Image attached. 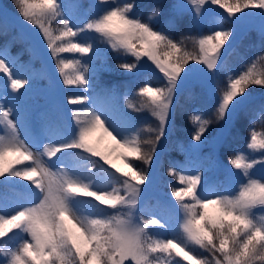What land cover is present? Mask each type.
<instances>
[{
  "label": "snow or ice",
  "instance_id": "1",
  "mask_svg": "<svg viewBox=\"0 0 264 264\" xmlns=\"http://www.w3.org/2000/svg\"><path fill=\"white\" fill-rule=\"evenodd\" d=\"M98 2L107 5L104 12L93 20L88 19L83 27L74 28L71 20L65 18L60 0H15L23 20L32 27H38L44 43L57 60L56 66L66 85L79 84L86 91L91 86V74L88 66L81 65L79 59H63L60 54H90L93 45L74 43L72 39L58 45L57 41H63L65 37L77 38L84 32L96 34L113 49L123 50L136 58L135 62L119 65L127 71H134L139 62L144 60L142 58L147 57L156 70L163 74L165 83L155 87L150 83L144 84L138 93L132 94V97H143L139 103H134L127 94L123 99L127 108L132 111L148 109L158 118L157 128L147 129L155 135L144 140L145 130L140 129L128 138L120 139L109 130L105 120L95 111L87 110L83 118L80 112H75V137L67 144L45 146V151L37 157L24 140L20 139L19 123L13 117L19 108L21 89H27L38 78V74L30 65L20 63L12 57L6 47L0 49V71L6 74L4 83L0 85V124L9 130L7 136L0 135V178L15 176L29 180L40 192L35 203L12 212L8 211L12 198L0 195V248L3 249L0 264H125L129 258L135 264H152L154 254L157 253L166 254V264H173L170 258L174 249L177 256L183 255L184 260H191L193 264H256L257 260L264 261V239L260 238L257 231L264 233V216L257 218L254 211L258 206L264 209V201L248 200L241 196L250 187L264 184V179L251 176V169L259 161L254 157H246L243 151L233 152L229 157V164L236 170H242L239 172L246 178V182L240 184L235 195L216 193L204 198L200 194L202 172L179 175L180 183L185 186L174 187L172 195L179 201L180 209L184 212L183 222H176L177 228L182 231V238L155 241L147 237L148 226H163L160 220L151 216L148 219L140 216L137 220L141 186L148 178L147 171L121 173L120 169L112 165L115 168L112 175L123 186L124 194H121V188L91 191L90 183H86L77 173L69 175L67 172H54L44 161L45 155L51 158L58 153L76 149L111 164L109 155L90 142L91 135L98 129H103L116 141L118 148L123 150L121 156L126 162L129 157H135L143 159L147 165H152L170 122L177 86L182 75L186 78L191 73L190 66L195 64L203 65L213 78L216 103L211 113L203 111V115H195L197 127L192 136L193 143L187 146L186 152L199 151L206 145L205 133L210 124L227 123V118L234 114L239 102L249 91H245L249 84L264 85V79L256 78L251 71L236 73L228 76L226 80L218 79V74L227 69L223 56L227 51L225 44L234 34L232 27L209 31V34L200 33L199 38L189 37L194 49L198 48V53L189 52L184 48L183 39L176 41L174 37L157 30L151 17L147 22L136 17L133 13L134 2L122 6L115 3V0ZM206 4L209 8L213 4H222L230 14L250 7L264 9V0H236L234 4H227L225 0H180L175 4L176 16L179 19L188 12L193 21H199L203 19ZM189 5L195 6L192 7L194 13ZM72 6L74 11L85 14L93 7L91 2L84 4L81 0H73ZM152 15H160V6L153 8ZM57 18L63 25L59 35L51 30V22ZM117 18L119 25L114 23ZM134 41H139L142 47L138 49ZM165 49L168 59H161L158 52ZM190 60L194 63L190 64ZM75 65H80L75 75L65 71ZM87 100L86 95H81L71 98L69 103L84 104ZM260 114H264V111ZM209 116L211 118H207ZM252 124L249 129L250 144L247 147L258 146L264 149V140H257ZM223 144V139L217 140L212 147V153L204 157L205 170L217 166L215 153ZM145 145H148L147 152L144 151ZM116 150L117 148L113 149ZM9 155L18 157L14 164L25 161L31 163L22 168L5 166V159ZM180 167L182 170L187 168L186 165ZM170 171L175 175L174 169ZM116 173H121V176ZM37 175L38 180L34 179ZM81 193L86 197H95L97 201L118 211L126 209V215L92 218L78 214L73 200ZM185 197H190V200L185 202ZM209 205L217 206L215 215H209ZM5 225L11 227L5 229ZM13 236L18 238V246L10 243ZM205 253L210 254L212 259L209 260ZM174 264L181 262L176 260Z\"/></svg>",
  "mask_w": 264,
  "mask_h": 264
},
{
  "label": "rangeland",
  "instance_id": "2",
  "mask_svg": "<svg viewBox=\"0 0 264 264\" xmlns=\"http://www.w3.org/2000/svg\"><path fill=\"white\" fill-rule=\"evenodd\" d=\"M230 1L225 2L230 4ZM60 2L65 18L71 20L74 28L83 27L88 19H95V16L101 15L107 7V5H101L98 0H81V3L91 2L93 5L91 11L85 14L82 11L73 10V0H60ZM129 2L135 3L133 13L136 17L145 22L151 17V22L157 30L174 37L176 41L186 40L184 33H182L183 36L178 33L181 26L184 27L183 31L192 32L191 38H199L200 33L209 34V31L226 30L232 27L234 34L225 44L227 51L223 56L227 62V69L218 74V79L226 80L228 76H234L236 73L242 74L244 71H251L256 78L264 79V9L254 7L243 9V13L233 16L232 20L227 8L222 4H213L210 8L206 4L204 7L207 9L204 11L203 19L193 21L188 12L182 18H177L175 4L180 0H115V3L121 6ZM156 6H160V15L153 16L152 10ZM192 7L195 6L189 5V9L194 13ZM114 23L119 25V18ZM62 27L59 18L51 22V30L55 35H59ZM68 39H72L74 43L93 45V51L90 54H60V58L79 59L81 65L88 66L91 86L86 91L79 84L66 85L63 83L64 77L56 66L57 60L44 43L38 27H32L23 20L15 0H0V49L6 47L12 57L20 63L30 65L38 74V78L33 80L27 89H21V95L18 98L19 108L13 118L19 123L20 139L24 140L31 151L39 157L45 151V146L69 143L77 132L74 113L80 112L83 118L87 110L95 111L100 115L109 130L120 139L128 138L140 129L145 130L144 140L151 139L155 133L147 129H156L159 123L158 118L148 109L132 111L127 108L123 97L127 94L134 103H139L143 97L138 95L132 97V94L138 93L144 84L150 83L153 87L163 86L165 83L163 74L156 70L155 65L147 57L142 58L144 60L139 62L134 71L120 68L121 63H132L136 58L123 50L113 49L110 44L102 42L101 38L91 32L80 33L77 38L65 37L63 41H57V44L62 45ZM134 42L138 49L142 47L139 41ZM188 46L192 47V52L198 53V48L193 47L192 39L184 43V48L187 49ZM159 55L161 59H164L161 54ZM189 63H194V61L190 60ZM79 67L80 65H75L65 71L70 75H75ZM190 67L191 73L186 78L182 75L181 82L177 86L170 122L165 130V136L159 143L152 165L145 164L143 159L134 163L136 167L147 171L148 177L145 184L141 186L137 220L140 216L144 219L151 216L160 220L163 225L148 226L147 237L153 241L172 237L182 238V231L177 228L176 222L177 220L180 223L183 222L184 212L180 209L179 201L172 195L174 187L185 186L180 183L179 175H186L188 172L195 175L197 172H202L200 194L204 198L216 193L235 195L240 189V184L246 182V178L239 172L242 170L234 169L229 164V157L225 158L222 155V145L215 153L218 160L217 166L211 170H205L204 157L212 153V147L217 140L223 139L224 144L227 143L228 136L233 133L239 120L249 121L250 125L255 120L252 128L257 133V140H264V114H260L264 111V85L249 84L245 89L246 92L249 91L239 102L234 114L227 118V123L210 124L205 133L206 145L199 151L186 152L187 146L193 143L192 136L197 127L195 115H203V111L211 113L216 103L214 82L208 70L198 64ZM185 71L188 72V69ZM5 76L6 74L0 71V85L4 83ZM81 95L88 97L86 103H69L71 98ZM177 102L181 105L182 113L186 110L188 112L189 121L185 124L173 119L172 113ZM198 110L201 111L198 112ZM174 129L180 136H177ZM8 131L3 124H0V135L7 136ZM243 140L241 146H236L234 152L243 151L246 157H254L259 161L251 169L250 174L255 179H264V149L258 146L256 148L247 147L250 144L249 132ZM90 142L98 150L109 155L111 164L76 149L58 153L57 156L51 158L45 155L43 159L54 172H67L69 175L77 173L85 179L86 183H90L91 191L102 192L112 188H121V194H124L123 186L117 183L112 175L115 168L120 169L121 173L127 170L128 162L121 156L123 150L118 148L116 141L103 129L94 132L90 137ZM114 148L117 150L113 151ZM144 148L147 152L148 145ZM16 159L18 157L15 155L7 156L5 166L22 168L31 163V161H25L17 165L13 163ZM112 165H115V168H112ZM182 165H186L187 168L182 170L180 167ZM164 166L169 170L179 169L181 172L175 173L174 176L166 170L167 176H165L162 169ZM121 173H116V175L121 176ZM162 178L165 184L162 183ZM34 179L38 180L39 175ZM0 195L12 198L8 209L12 212L30 203H35L40 197V192L31 181L12 176L0 178ZM189 200L190 197H185V202ZM73 205L78 214L92 218L126 215L127 212L126 209H119V211L113 209L110 205L97 201L95 197H86L82 193L77 194ZM216 210L217 206L209 205V215H215ZM254 211L257 218L264 216V209L259 206ZM10 227V225L4 226L5 229ZM10 243L12 246H18V238L13 236ZM2 253L3 249L0 248V261L3 259ZM205 255L209 260L212 259L210 254L205 253ZM170 259L173 260V264L176 260H179L181 264H192L191 260H184L183 255L177 256L175 249ZM125 264H135V262L129 258ZM152 264H166V254H154ZM256 264H264V261L257 260Z\"/></svg>",
  "mask_w": 264,
  "mask_h": 264
},
{
  "label": "trees",
  "instance_id": "3",
  "mask_svg": "<svg viewBox=\"0 0 264 264\" xmlns=\"http://www.w3.org/2000/svg\"><path fill=\"white\" fill-rule=\"evenodd\" d=\"M226 1V0H225ZM236 2V0H231L230 1V4H234ZM243 13V9H242V11L241 12H239V13H234V14H230L229 13V17L230 18H234L236 15H240V14H242ZM234 16V17H233ZM251 17H253V14H251ZM181 25V24H180ZM183 26H181L180 27V30H179V34H181V36H183L182 35V33H184L185 34V41H184V43L186 44L187 43V40L189 41V37H190V34L192 33L190 30L188 31V33L187 32H185V31H183ZM187 50H189V52H192V47L190 48V46H188V48H187ZM166 52H167V50L165 49V50H160L159 51V54H161L162 55V57L164 58V59H168V57L166 56ZM165 57H167V58H165ZM190 62V61H189ZM181 105H180V103H176L175 104V107H174V110H173V119L176 121V122H180V123H186V122H188L189 120H188V118H187V115H188V112H184V113H182V111H181ZM185 121V122H184ZM239 130H240V132L241 133H246V131H247V122L246 121H241L240 123H239ZM144 151H145V148H144ZM137 160H139V159H136L135 157H129V160H128V164L126 165V168H127V170H126V172H132L133 170H135V171H142L143 169H141V168H139V167H136V165L134 164L135 162H137ZM129 165H131V167L129 166ZM162 169H163V175H165V176H167L166 174H165V171L166 170H168V172H171V174H173V172L172 171H170L167 167H162ZM175 170V173H179V172H181L179 169H174ZM174 175V174H173ZM175 176V175H174ZM164 177V176H163ZM162 183L163 184H165V180L162 178ZM166 183H168L167 181H166Z\"/></svg>",
  "mask_w": 264,
  "mask_h": 264
},
{
  "label": "clouds",
  "instance_id": "4",
  "mask_svg": "<svg viewBox=\"0 0 264 264\" xmlns=\"http://www.w3.org/2000/svg\"><path fill=\"white\" fill-rule=\"evenodd\" d=\"M242 197L248 200H261L264 201V184H259L257 186L250 187L247 191L241 193ZM238 219V218H237ZM260 238L264 239V233H259Z\"/></svg>",
  "mask_w": 264,
  "mask_h": 264
},
{
  "label": "bare ground",
  "instance_id": "5",
  "mask_svg": "<svg viewBox=\"0 0 264 264\" xmlns=\"http://www.w3.org/2000/svg\"><path fill=\"white\" fill-rule=\"evenodd\" d=\"M193 264V263H192Z\"/></svg>",
  "mask_w": 264,
  "mask_h": 264
}]
</instances>
